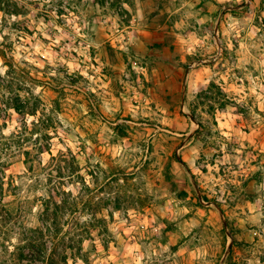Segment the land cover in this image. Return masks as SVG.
Wrapping results in <instances>:
<instances>
[{
	"label": "rangeland",
	"instance_id": "374dc122",
	"mask_svg": "<svg viewBox=\"0 0 264 264\" xmlns=\"http://www.w3.org/2000/svg\"><path fill=\"white\" fill-rule=\"evenodd\" d=\"M64 258L264 264V0H0V264Z\"/></svg>",
	"mask_w": 264,
	"mask_h": 264
},
{
	"label": "trees",
	"instance_id": "16d2710c",
	"mask_svg": "<svg viewBox=\"0 0 264 264\" xmlns=\"http://www.w3.org/2000/svg\"><path fill=\"white\" fill-rule=\"evenodd\" d=\"M197 133V131L195 132V134ZM178 160H179V162L180 163H183L182 161H181V159L180 158H178ZM59 233L58 232H55V237L58 235ZM55 254L53 253V256H54ZM52 255H51V257H53ZM64 261H65V263L67 264V258H64ZM51 264V263H50ZM54 264V263H53Z\"/></svg>",
	"mask_w": 264,
	"mask_h": 264
},
{
	"label": "water",
	"instance_id": "95a60500",
	"mask_svg": "<svg viewBox=\"0 0 264 264\" xmlns=\"http://www.w3.org/2000/svg\"><path fill=\"white\" fill-rule=\"evenodd\" d=\"M193 121H195V119L192 118Z\"/></svg>",
	"mask_w": 264,
	"mask_h": 264
}]
</instances>
